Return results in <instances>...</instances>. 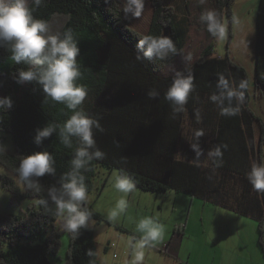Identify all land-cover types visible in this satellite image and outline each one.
Returning a JSON list of instances; mask_svg holds the SVG:
<instances>
[{
    "label": "trees",
    "instance_id": "1",
    "mask_svg": "<svg viewBox=\"0 0 264 264\" xmlns=\"http://www.w3.org/2000/svg\"><path fill=\"white\" fill-rule=\"evenodd\" d=\"M152 17L148 31L143 34L133 28L135 17L127 15L125 3L119 0H46L34 10L37 18L47 19L53 31L71 29L78 37L80 55L77 57L88 95L82 108L99 122L104 131L94 129L96 146L105 156L93 160L84 173L88 192L94 189L98 166L130 173L137 188L153 193L175 191L204 203L233 210L240 216L259 224V240L264 246V193L254 191L247 180L253 162H262L264 120L250 107L249 77L241 64L229 57H214L216 38L200 23L207 9H214L220 19L228 16L232 39L233 12L236 0H185L187 11L185 31L176 29L177 13L163 0H149ZM34 7V5H32ZM257 62L254 84L264 91V0L257 14ZM170 36L178 53L166 60L139 62L143 49L138 40L145 35ZM6 47H0V98L10 96L11 109L0 112V132L11 135L14 152L0 154V165L7 172L0 180L10 194L9 205L18 207L26 199H36L21 215H0V264H99L96 238L91 225L82 228L74 239L62 228V220L39 204L47 198L46 189L57 183L70 170L72 149L65 148L57 133L34 142L37 128L47 123L63 124L71 112L62 104L45 101L42 88L35 82L17 84L15 77L24 65L10 59ZM194 75L195 91L190 94L185 111L173 113L165 100V92L176 72ZM218 74H224L233 84L247 82L245 98L235 116H222L209 102ZM159 92L148 98V91ZM200 109L197 119L195 110ZM186 114H189L188 120ZM260 129L257 153L253 125ZM203 132L198 143L203 150L199 159L191 144L196 134ZM0 140L2 138L0 137ZM227 144L222 164L211 171L208 147ZM74 146L76 142L74 139ZM180 147L184 149L181 157ZM48 150L55 158V176L40 178L41 192L27 189L17 178L16 167L23 155ZM92 221L102 217L89 205ZM91 223V222H90ZM68 238L65 258L59 257L63 238ZM92 253L89 255V253Z\"/></svg>",
    "mask_w": 264,
    "mask_h": 264
},
{
    "label": "clouds",
    "instance_id": "2",
    "mask_svg": "<svg viewBox=\"0 0 264 264\" xmlns=\"http://www.w3.org/2000/svg\"><path fill=\"white\" fill-rule=\"evenodd\" d=\"M46 0H0V47H6L11 53L10 59L16 65H24L15 77L16 83L35 82L45 94V101L51 100L55 104H62L71 115L63 124L47 123L36 129L34 142L40 145L46 138L57 133L59 142L68 149H72L70 170L64 172L57 183L46 189L47 198L39 200V204L46 210L49 203L54 206V215L62 220V228L72 234L74 239L80 235L82 228H89L92 212L88 208L90 199L86 184L85 172L93 160L103 159L105 153L96 146L94 129L103 132L99 120L93 118L82 108L88 95V88L79 81L83 79L78 47L79 39L71 30L53 31L47 19L37 18L34 10L41 7ZM127 7L124 12L133 17H139L144 6V0H125ZM34 5V7H32ZM200 23L216 39H223L226 28L218 13L214 9H207L199 17ZM137 48L143 49V57L136 54L139 62L166 60L170 54L178 53L176 45L170 36L145 35L138 40ZM248 85L241 81L233 84L224 74H218L215 91L210 94L209 102L214 104L222 116H235L239 113L244 102L245 90ZM195 91L194 75L188 71L187 75L176 72L171 84L165 92L173 113L185 111L190 94ZM148 98H156L159 92L149 90ZM13 100L10 96L0 98V112L11 109ZM197 119L200 109L195 110ZM203 132L196 134L195 142L191 144L197 159L203 154L198 139ZM74 139L76 146H74ZM228 145L212 147L207 158L212 161L211 171L222 164L223 150ZM8 153V146L0 140V154ZM17 178L29 190L41 192L40 178L46 174L55 176V158L48 150L23 155L16 167ZM247 180L254 191L264 193V162H253L247 174ZM112 187L120 194L114 208L108 213L110 220H116L130 205L129 195L137 190L134 177L124 169L112 173ZM4 192L0 189V196ZM164 225L152 216H144L136 224L135 231L139 238L129 242L131 260L129 264H142L144 249L160 241L164 234ZM92 253L90 252L89 255Z\"/></svg>",
    "mask_w": 264,
    "mask_h": 264
},
{
    "label": "rangeland",
    "instance_id": "3",
    "mask_svg": "<svg viewBox=\"0 0 264 264\" xmlns=\"http://www.w3.org/2000/svg\"><path fill=\"white\" fill-rule=\"evenodd\" d=\"M119 1L127 5L125 0ZM163 1L176 10V29L179 32L185 31V0ZM253 5L250 0L235 1L232 6V39L229 38L230 19L226 16L223 20L225 36L216 40L214 57L226 58L229 51L230 59L244 67L249 77L250 107L264 120V91L262 88L259 91L254 84L258 32L257 10L253 9ZM151 17L150 1L144 0L141 15L135 17L131 28L139 34L145 33L149 29ZM0 137L8 146V153H13L15 146L11 135L0 132ZM261 160L264 162V147ZM110 172L106 167L98 166L93 181L94 189L89 192L88 205L102 217L101 220H93L90 223L96 238L99 264H129V242L139 238L140 234L135 231V227L144 216L154 217L164 225L165 230L160 241L144 249L142 264H212L213 260H222L223 264H254L259 256L264 258V246L260 244L257 222L244 218L239 220L241 218L234 213L175 191L165 194L137 188L136 192L128 197L129 208L116 220H110L108 213L120 196L112 187L113 172ZM6 174L0 165V178ZM0 189L4 192V195L0 196V215L20 216L34 201L38 205L36 199H26L18 207L11 206L10 194L4 190L1 180ZM62 242L63 248L59 257L64 259L68 238L64 237ZM51 259L60 264L58 259Z\"/></svg>",
    "mask_w": 264,
    "mask_h": 264
},
{
    "label": "crops",
    "instance_id": "4",
    "mask_svg": "<svg viewBox=\"0 0 264 264\" xmlns=\"http://www.w3.org/2000/svg\"><path fill=\"white\" fill-rule=\"evenodd\" d=\"M254 5L252 6L253 7V9H255V10H257V14H258V6H259V2H260V0H250ZM260 91V90H259ZM250 92V91H249ZM261 94L263 95V93L261 92ZM252 111H253V109H252ZM258 117V116H257ZM188 118H189V114H186V119L188 120ZM260 118V117H259ZM253 134H254V140H253V142H254V145H255V149H256V153H257V148H258V141H259V139H260V129H259V125L257 124V123H255V125H253ZM211 149V147H208V151ZM183 151H184V149L183 148H181L180 147V155H181V157H182V153H183ZM114 171V170H113ZM113 171H111L110 172V174L113 172ZM108 180H109V178L107 179V181H105L104 182V186H106V184H107V182H108ZM195 200H198V199H195ZM200 201V200H199ZM208 204H210V203H208ZM211 205V204H210ZM214 206V205H213ZM218 208H222V209H225V208H223V207H219V206H217ZM225 211H228V212H230V213H234V215H236L237 217H239V218H241V219H239V220H242V218H244V219H251V220H254V219H252V218H248V217H243V216H240L239 215V213H237V212H235V211H233V210H227V209H225ZM218 212V211H217ZM243 219V220H244ZM240 222V221H239ZM254 222H256L255 220H254ZM164 249H166V248H164ZM255 263H257V264H264V258H262V256H259L258 257V260H256V262ZM254 263V264H255ZM212 264H223V261L222 260H213V263ZM253 264V263H252Z\"/></svg>",
    "mask_w": 264,
    "mask_h": 264
}]
</instances>
